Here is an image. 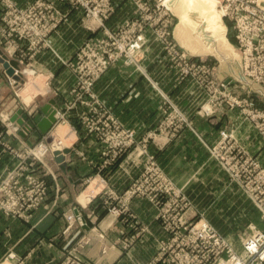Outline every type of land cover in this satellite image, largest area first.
<instances>
[{"label": "built area", "instance_id": "built-area-1", "mask_svg": "<svg viewBox=\"0 0 264 264\" xmlns=\"http://www.w3.org/2000/svg\"><path fill=\"white\" fill-rule=\"evenodd\" d=\"M128 1L133 6L132 14L115 27L108 24L116 15L115 0H36L27 9H19L9 1L3 5L8 10L0 22L7 24L5 30L18 44L21 53L13 52L11 55L18 54L21 59L26 57L23 51H31L35 56L39 50H52L48 40L50 33L56 35L72 13H83V22L90 36L77 48L72 58L64 60L57 56L61 65L71 73L74 85L68 92L69 98L63 108H55L53 146L41 142L25 143V148L34 147L41 156L26 154L21 159L18 155L20 162L0 178V212L9 219L28 221L33 212L47 201L49 186L45 177L48 164L45 159L49 160L54 152L67 148L61 137L60 126H68L69 133H78L77 128L67 121L68 114L72 113L77 116L84 135L94 138L98 145L100 162L95 166V174L87 177L85 182L90 184L95 180L101 191L106 189L110 192V200H102V206L127 228L140 223L139 220L133 223L128 218L132 217L130 204L133 199H146L155 207V221L160 223L166 234V238L158 242L161 255L155 262L264 264V105L253 95L258 93L264 97V0L217 2L222 20L231 24L236 40L233 48L240 57V67L246 82L229 81L215 64L192 57L179 45L175 38L176 19L166 5L167 0ZM42 8L51 13L50 24H47ZM32 34L38 38H32ZM15 38L19 41H15ZM152 45L159 47L162 58L175 71L177 84L192 83L202 91L200 111L206 117L215 118L224 110L238 113L240 117L236 127L221 129L217 142L207 145L212 159L252 203L263 224L262 228L250 225L251 234L241 240L239 248L218 232L203 215L199 221L192 219L197 214L195 206L151 153L150 145L156 134L160 133L166 142L171 143L186 127L191 128V121L186 114L176 109L170 97L157 88L163 98V117L157 130L149 131L140 140L138 130L125 129L94 91V86L106 72L119 62L144 73L140 62L142 56L145 59L144 55ZM13 83L10 79V84ZM171 108L178 111L170 115L168 111ZM174 119H179L181 125H174ZM241 127L255 132L262 139L261 147L253 152L245 146L238 135ZM30 131H27V135ZM136 148H141L144 156L143 167L122 192L110 189L107 170L116 165L129 149ZM53 181L55 197H58L61 187L54 170ZM88 202L90 204L92 200ZM89 217L79 208L64 214L65 226L61 235L64 239L62 251L65 264H80L75 251L83 242H88L81 235L83 229L88 228ZM141 231L147 233L149 227L145 225L141 228L134 236L136 240ZM99 238L104 239L102 235ZM118 244L121 247L120 241ZM127 246L124 244L123 250L129 248ZM106 250L107 246L103 247L102 253L105 254ZM7 258L13 259L11 254Z\"/></svg>", "mask_w": 264, "mask_h": 264}, {"label": "crops", "instance_id": "crops-1", "mask_svg": "<svg viewBox=\"0 0 264 264\" xmlns=\"http://www.w3.org/2000/svg\"><path fill=\"white\" fill-rule=\"evenodd\" d=\"M13 1L20 6H25L35 0ZM115 4L116 15L108 23L112 27L115 23L119 24L125 18L131 16L133 8L128 0H115ZM2 10L0 6V20L4 15ZM63 10H66V8ZM5 28H7L6 23L0 22V37ZM89 36L90 33L85 28L83 22V13H72L69 20L61 25L58 33L54 36L52 34L49 37L52 50H39L40 52L38 51L34 56V60L32 59L33 62H36L39 72L51 76V92L47 94L48 97L45 98L44 104L41 106H37L36 104L35 107L38 108L32 109L33 115L30 116V119L34 123L32 129L18 127L20 130L18 132L19 139L11 137V139L5 140L4 138L5 141L0 142V177L13 169H11L15 163L13 156L17 152L14 150L22 151L24 149L25 151L27 149L25 148V143L28 141L29 143L35 142V144L40 142L45 143L41 141L43 140V135L37 128L38 123L45 117L41 110L47 105H50L51 109L61 108L69 98L68 92L74 85L71 73L61 65L58 57L64 60L72 58L77 48ZM4 48L6 49L7 47L4 46ZM16 53L19 52L16 51ZM143 69L144 73L137 71L133 66H127L119 62L112 66L100 79L95 86V91L124 125L138 130L139 137L153 130L159 123L161 117L159 106L162 100L159 90L170 96L186 115L193 116L195 132L190 130L183 131L175 141L162 149L163 151L159 153V158L162 160V165L165 167L168 175L179 187L184 185V183L192 182L186 190V194L189 198L192 197L195 209L210 212L207 210L210 204L202 207L200 203V199L210 203L208 195H204L203 192L201 194L199 188L195 190L198 195H193L192 187L196 186L194 182L202 179V174H199V177L195 178L194 172L197 170H207L208 174L203 176L205 178L208 177L210 181L216 184L218 180L217 171L219 172L220 170L226 183H228L226 173L219 168L216 161L210 158L207 145H213L217 142L219 130L236 127L240 123V117L238 113L224 110L216 116L217 118L213 123L211 119L209 120L200 114H196V110L203 102L202 91L192 83L177 84L175 71L164 61L160 49L156 45H152L147 49L143 61ZM3 86L8 87L9 84L5 75V69L0 63V87ZM3 95L0 91V101L6 97ZM19 110L24 112L23 109ZM17 112H6L4 114L5 122L8 117H13ZM24 117L22 114L19 116L22 119ZM69 119L72 125H78V120L74 114L69 115ZM28 124H32L31 121L25 125ZM219 125L221 126L219 127ZM62 127L60 126V128ZM11 129L17 131V126H11ZM30 129L31 136H29L30 133L27 135V131ZM78 129L79 132L77 134L68 133L65 136L69 137L67 141L70 143L66 142L65 145L67 149L71 150V153L65 157V171L53 161V155L52 159H45L48 164V169L46 170L48 176L46 175L45 179L49 186V197L43 206L34 211L28 221L9 219L4 217L0 212V262L5 256L6 264H63L64 254L62 245L64 239L61 232L65 226L64 214L75 211V208H80L75 198L78 187L81 185V182H85L87 177L95 174V166L100 162L98 145L94 138L86 137L79 127ZM197 131L201 133L202 137ZM58 132L60 133V131ZM5 133H11V130L7 126ZM49 133L53 137V127ZM36 134H39V138ZM238 135L243 144L253 152L262 145V139L255 132L247 130L246 127L239 128ZM152 144L150 145V149L154 150V145ZM10 146L12 147L13 156L7 151ZM76 151L79 153H76ZM142 162L143 155L139 149H133L117 165L107 170L106 178L109 186L117 192H122L130 184ZM53 170L58 176V184L61 187L58 197H55L56 189L53 181ZM216 187L214 186V189ZM89 190L90 188H88L87 194ZM214 193H216V190ZM233 194H235L233 188L226 189V198H229L226 203L227 205L229 204V207H226V209L231 211H233L234 202L237 203L238 201L240 204L239 200H233ZM213 196L215 197V195ZM102 203L103 201L97 199L92 204L90 203L81 207L80 210L84 215H87L89 210L95 206L98 207L100 218L96 224L100 231L106 235L109 242L115 241L117 237L122 236L126 232L127 226L122 224L119 219L111 216L102 206ZM249 203L251 202L249 201ZM130 208L138 219L149 227V232L145 234L135 250H132V257L130 258L133 260L129 261L127 257L123 256L119 248L120 245L116 244L114 245L115 248H109V251L105 254L102 253V256L100 253L103 251V247L106 246V238L100 239L94 236L95 233L91 236L92 232L85 228L81 236L90 243L93 240L95 244L90 247V253L93 256L88 254L87 258L84 257L83 264H94L92 262L94 260L91 258H95V254L99 256L100 260H111V264H131V262L144 264L153 258L158 241L166 238V234L160 224L155 221L156 209L148 200L143 198L133 199ZM255 211L258 215V223L256 224L262 228L263 224L259 219V213L256 209ZM109 242L108 244L110 245ZM9 254L12 255L13 259L9 260L7 258Z\"/></svg>", "mask_w": 264, "mask_h": 264}, {"label": "rangeland", "instance_id": "rangeland-1", "mask_svg": "<svg viewBox=\"0 0 264 264\" xmlns=\"http://www.w3.org/2000/svg\"><path fill=\"white\" fill-rule=\"evenodd\" d=\"M8 1L10 3H12L15 7L19 8V9H27L36 0L33 1L32 3H30L29 5H25V6H20V5L16 4L13 0H8ZM8 1L7 0H0V6L3 9L2 10L3 14L4 13L6 14V11L8 10L7 8L5 9L3 5L4 4L6 5V3H8ZM42 11L44 12L46 20L48 21L47 24H50L51 23V19H50L49 16L51 15V13L48 11V9H45V8H42ZM4 15H3V17L6 16V15L5 16ZM174 19H176V24L178 26V24H180L179 17L178 16H176V17L174 16ZM224 23L229 28V29L227 28L228 29L227 30V34H226L227 39L234 46L236 40L234 38L233 30H232L231 27L228 26L229 22L227 20L224 21ZM113 26L114 27L117 26V23H115ZM3 31H4V36L5 37H9L8 34L5 32V29ZM229 33H230L231 36L229 35ZM52 34H53V32L50 33V36ZM199 34H196L194 32V34L191 35L192 37L188 36V37L184 38L185 39L184 42H181V41L177 40L176 33H175V38H176L177 42L179 43V45L185 51H187L192 57H196V58H199V59L201 58V59H204V60H208L209 62H212V64H215L218 68L221 69V73H223V75H226L225 72H224L225 70H223L224 68H226V64H224V62L222 61V60H224V61L227 60L226 54L219 55V54L216 53V51H209L208 52L209 54H213L215 56L207 55V53H202V52H205L207 50V48L203 47L201 44L198 43V42L203 40V39H201L202 36L199 35ZM5 37H3V36L0 37V50L8 57L9 60H15V61H17L20 64V70H17V71L19 72V75L22 77V81H17V82H19L20 84H23V85H21L22 88L21 87L20 88H17V87L12 88L10 85L8 87H5V86L0 87V91L4 94L3 96H6V97H4L3 100L0 101V142L5 141L6 139H11V137H13L14 139H19L20 138L18 136V132L20 131L19 128H18V123H17V125L11 124L10 120L5 122V120H4L5 119V115L4 114L6 112L12 111L13 113H16L19 109H23L24 112H22V115H24L27 118L26 121L23 123V125H25L27 122L30 123V121H31L32 126H33L34 123H33L32 119H30V116L33 115L32 114V112H33L32 109H35V108L37 109L38 108V107H35L36 104H37V106H41L42 104H44V102L46 100L45 98L48 97L47 94L49 92H51V87H50V78H51V76L45 75V74H43V73L38 71V67H37L36 62L32 61V59L34 57V54L31 51H23L22 53L25 54V56L28 57V58L25 57L24 59H21V57H19V55H21V53L19 52L18 44L13 41V43H10V45H9V43L6 40ZM213 37L215 38V36H213ZM231 37H232L233 40H230ZM32 38H35V37H32ZM48 40H49V38H48ZM15 41H19V39L15 38ZM182 43H184V44H182ZM209 45H211V44H209ZM4 46H6L7 48L5 49ZM213 47L215 49V46H213ZM222 47L225 48V46H222ZM229 49H230L229 52L235 57V54L233 53L232 48H229ZM16 51L19 52L18 53L19 55L18 54L11 55V53H13V52L16 53ZM29 53H31V54H29ZM197 53H201V54H197ZM140 55H142V53H140ZM144 57H145V55H144ZM219 58L222 59V60H220ZM143 61H144V58L142 56V60L140 62V65H142V67H143ZM234 61H236V59L235 60H231V61H227V62H229L227 65L233 67L232 62H234ZM135 69L138 70L136 67H135ZM27 70H30L29 72H31V73H26ZM5 75H6V77H8L6 72H5ZM7 80H8V78H7ZM28 86H30V87H28ZM95 86H94V91H95ZM95 93H96V91H95ZM253 95L255 96V98H257L259 100L258 101L259 103L264 105V97L263 96L259 95L258 93H253ZM168 97H170V96H168ZM161 98H162V96H161ZM169 99H171V97ZM172 102H173L172 104L174 105V107L176 109L181 110V108L178 106L177 103H175L173 100H172ZM162 103H163V98H162L161 104L159 106V111H160L161 117H160L158 125L153 129V131L157 130V128L159 127V125L161 123L162 117H163L162 116V112H161ZM64 104H63V106H64ZM63 106L61 108H63ZM200 106L196 110V114H198V115L200 114V115H202V117L207 118L209 120L211 119V121H213V123H214V121H215V119L217 117H215V118L206 117L205 114L202 111H200ZM107 107H109V106H107ZM176 111H178V110L174 111V109L171 108V109H169L168 114L174 115L176 113ZM112 113H113V111H112ZM71 114L72 113H70V115ZM114 116H115V114H114ZM186 116L191 121V128L186 127L185 130H190V131H194L195 132L194 124H193V116L192 115H186ZM76 119L78 120L77 116H76ZM218 119L220 120V118H218ZM67 121H68L69 124H71L70 119H69V114L67 116ZM119 122L125 129H134L133 127H128V126L124 125V123L121 122L120 120H119ZM172 122H173L174 125H177V126L181 125L180 122H179V119H174ZM5 125L11 130L10 134L5 133V129H6ZM14 125L17 126V131H13L11 129V126H14ZM73 126L76 127L78 132H79L78 127L79 126L81 127L80 123L78 122V125L76 124V125H73ZM220 126L221 125H219V127ZM68 128H69L68 126H63L62 128H59V130H61V132L65 129L62 132V134H61V137L63 139V142H65V144H66V142L68 144H70L69 141H67L69 139V137H65L69 133L68 132L69 131ZM185 130H183V131H185ZM219 132H220V130H219ZM198 134L202 137L201 133L198 132ZM137 135H139V134H137ZM170 135H171V133H170ZM29 136H31V131H30ZM146 136H147V133L144 136H142V137L138 136V139L142 140ZM4 138H5V140H4ZM41 141H44L45 143H48L50 141L51 143L49 142L48 144H52V146H53V137L50 135V133H48L47 135H44L43 136V140H41ZM169 142H166V139L164 138V136L163 135L160 136V133H158V134H156V137L154 138V142L152 144V145H154V150L153 149L151 150V153L155 156L157 162L159 163V166L163 169V171L167 175H168V173L166 172L165 167H163V165H162V160L159 158V153L161 151H163L162 149L165 148L169 144ZM157 145L162 147V148H158ZM11 149H12V147L10 146V148H8L7 151L10 153L11 156H13ZM65 149H67V148H65ZM136 149H139L140 153L142 154L141 148H136ZM132 150L129 149L122 156V158L125 157L126 155H128ZM14 151H17V153H25L24 155H26L28 153H33L34 156H37V155L40 156V153L35 148H27L25 151H24V149L22 151L21 150H14ZM17 156L18 155L13 156V158L15 159L14 160L15 163L13 164L11 169L14 168L20 162V159H18ZM19 156L21 157V159L23 158L22 154L19 155ZM143 158H144V156H143ZM210 158L212 159L211 155H210ZM143 162H144V160H143ZM143 162L141 163L142 165L140 166L138 171H140L141 167H143ZM114 166H112V167H114ZM219 168L221 169L220 166H219ZM201 169H204V168H201ZM207 169H208V167H207ZM138 171L136 173H138ZM194 173H195V178L199 177V174H202V179L197 180L196 182H194V184H196V186L192 187L193 195L194 196L198 195V194H196L197 191H195L198 188L201 190V194H202V192H203L204 195L207 194L209 199H210V203H208L207 201H205L203 199H200V203H201L202 207L205 206V205H209L210 204V206L207 209L210 212L205 211V210H203V211L196 210L197 214H195L192 217V219L194 221H199V220H201L200 218L203 215V217L205 219H207L216 228V230L218 232H220L223 236L227 237V239L229 238V241L232 244H234L235 247L239 248L241 240L243 238H246L249 234H251V230H250L249 226L253 225V224L257 225L256 223H258V215H257L254 207L243 196L244 194L242 193L240 188H238L236 185H234V184H232L230 182L229 178H227L228 179V183H226V180H225V178H224V176H223V174H222V172L220 170H219V172L217 171V175H218L217 179L218 180L216 181V184L213 181H210L208 177L205 178L203 176V175L208 174L207 170H205V171L204 170H201V171L197 170ZM6 174H7V172L4 175H6ZM94 177L95 176H93V178ZM207 180H209V181L206 182ZM90 184L87 183V182H81V185L78 187L77 196L75 198L77 199V204H78V207H80V208L83 207V206H86L87 203H89L88 201H91V200H92L91 204L97 199H99L101 201L102 200H104V201L110 200V192L107 191L106 189L101 191V187L98 185L97 181H95L92 185H90ZM191 184H192V182L186 183V184L184 183V185H181L180 188L183 190V192L186 193V190L190 187ZM229 185H230V187H229ZM108 186H109V184H108ZM214 186H217L216 189H214ZM226 186H227L228 189L233 188V192L235 193V194H233L234 195V197H233L234 199L233 200L234 201L235 200H239L240 201V204H239L238 201H237V203L234 202L233 211H231L229 209H226V207L227 208L229 207V204L228 205L226 204L228 202L227 199H229V198H226V189H227ZM88 188H90V190H89V193L87 194ZM109 188L112 189L110 186H109ZM215 190H216V193H214ZM213 195H215V197ZM88 196H91V197H88ZM216 197H217V199H216ZM189 199L193 203L192 197H190ZM209 199H207V200H209ZM242 203H243V206H242ZM236 204H237V207H236ZM226 210H228V212H226ZM108 213L111 216L114 217V215L112 213H110V212H108ZM88 214L90 215V217H89L90 219L87 220V224H88L87 227L91 231L95 230V232H92L91 236H93V233H95L94 236L99 237L100 235H102V236L104 235L103 237L106 238V235L103 232L100 231L98 225L96 224L97 221L100 218V214L98 213V207L95 206L93 209L89 210V213H87V215ZM131 214H132V217H128V218L132 219L133 223L136 220H139L138 217L132 211H131ZM94 217H96V219H94ZM114 218H116V217H114ZM143 227H145V225H144V223H142L140 221L138 226L131 227V228L128 227L126 232L122 234L123 237H121V236L117 237V239L115 241H110V242L106 238L105 239L106 240V246H107L106 252L109 251L108 250L109 248H115L114 247L115 244L119 246L118 241H120L121 247L119 246V248L121 250V254L123 256L127 257V259L129 261L133 260V259L130 258V257H132V252H133L132 250H135L137 245L140 244V242L142 241V239L145 236V234L148 233V232L144 233V232L141 231V234H140L141 237L139 236L140 239L139 238L137 240L135 239L136 233ZM161 228H162V226H161ZM163 231H164V229H163ZM162 240H164V239H160L158 242H160ZM108 242L110 243V245L108 244ZM89 243H90L89 241L86 242V243L83 242L79 247L76 246L78 248L75 251V255H76V257H79L80 264H83V258L84 257L87 258L88 254H90V256H93L90 253V247H92L95 244V242L93 243V240H92L90 245H89ZM124 244H126V246L128 245L127 247H129V248L123 250L122 246H124ZM101 251H102V249H101ZM97 253H98V250H97ZM100 254L102 255V252ZM160 255H161V250H160L159 246L157 245L156 253L153 256V258L150 261H148V262H146L144 264H164L162 262H159V263L155 262L156 261L155 259L157 257H160ZM94 257L95 258H93V257L91 258V259L94 260V261H92L94 264H111V260H107V261H104L103 259L100 260L99 256L96 255V254L94 255ZM5 258L6 257L4 256V258L2 259L0 264H6V259ZM64 259H65V255H64ZM63 264H65V260H63ZM131 264H137V263L131 262Z\"/></svg>", "mask_w": 264, "mask_h": 264}, {"label": "bare ground", "instance_id": "bare-ground-1", "mask_svg": "<svg viewBox=\"0 0 264 264\" xmlns=\"http://www.w3.org/2000/svg\"><path fill=\"white\" fill-rule=\"evenodd\" d=\"M171 2H172V0H167L166 5L168 7H170V5L171 6L174 5V11L180 19V24H178L177 29H176L177 40L184 42V40H185L184 38L193 35L194 32L196 34L200 33L199 35L202 36L201 39H203V40L198 42V43L201 44L203 47L207 48V50L205 52H202V53H207V55H212V56H215V55L209 54L208 53L209 51H216V53L219 55L226 54L227 60L224 61V60L219 58L220 60H222L224 62V64H226V68H224L223 70H228L232 74L238 75L237 77H239L240 75L238 72L240 70V60H239L240 57H238L239 55L237 56V54L235 53L236 51H234L233 45L227 39V36H226L227 28H226L224 21L222 20V12H221L220 6L217 3L218 0H177V1L175 0V2L173 4H171ZM5 32L7 33L6 30H5ZM2 36L5 37L4 31H3ZM31 36L38 38L33 34ZM41 36L42 35H40V37ZM213 36H215V38ZM5 38L8 41L9 45H10V43H13V40L11 37H5ZM182 44H184V43H182ZM209 44H211V45H209ZM212 45L215 46L216 50L214 49V47ZM222 46H225V48H223ZM227 46L229 48H232V51L235 54V57L229 52L230 49ZM197 54H201V53H197ZM1 57H2V55H1ZM235 59H236V61L232 62L233 67L227 65L229 63L227 61H231V60H235ZM5 61L9 62V61H15V60H9L7 57V59ZM0 63L3 65V62H0ZM17 70L18 69L14 68V76L16 75V76L20 77L19 72ZM29 71L30 70H27L26 73H31ZM5 72H6V69H5ZM6 74H7V72H6ZM7 76H8L7 77L8 83L12 88H15V87H17V88L21 87L22 88L21 85H23V84H20L19 82H17V81H22V77H20L19 80H16L14 78V76H13V78H11L12 76H9L8 74H7ZM240 78H242V77L240 76ZM10 79H12L14 81V83L12 85L10 84ZM241 80H244V79H241ZM245 81H247V80L245 79ZM28 87H30V86H28ZM11 119H12V117H10V118L8 117L6 121L10 120V123L15 124V125H17V123H18V127L21 126V127L31 128V129L33 128L32 124L23 125V123L26 121L25 117L23 119L18 117L15 122H12ZM52 127H51V129H52ZM49 131L45 135H47L49 133ZM37 137L39 138V134L37 135ZM21 154L24 155L25 153L15 152V155H21ZM28 154L33 155V153H28ZM94 182H95V180L92 181L91 185ZM89 197H91V196H89Z\"/></svg>", "mask_w": 264, "mask_h": 264}, {"label": "water", "instance_id": "water-1", "mask_svg": "<svg viewBox=\"0 0 264 264\" xmlns=\"http://www.w3.org/2000/svg\"><path fill=\"white\" fill-rule=\"evenodd\" d=\"M177 1V0H176ZM175 2V0H172L171 4H173ZM171 13L176 17V13L174 11V5L169 7ZM177 29V28H176ZM176 33V30H175ZM2 55V57H1ZM7 59V56L0 50V62H3V66L6 69V72L9 76H14V68L20 70V64L17 61H5ZM226 76L228 77V80L232 82V80H238V81H245V77L241 71V67L239 70V75L242 77L240 78L237 77L238 75L232 74L231 72H229L228 70L224 71ZM21 77V76H20ZM19 76H14V78L16 80L20 79ZM244 79V80H241ZM246 82V81H245ZM44 114V118L38 123L37 128L40 131L41 134L45 135L50 129L51 127L55 124L56 122V109H51V107L49 105H47L46 107L42 108L41 110ZM22 114L21 110H18L17 114L14 115L11 119L12 122H15L16 119ZM69 153H71L70 149H64L63 151H56L54 152V160L55 162L65 171V157L66 155H68ZM88 229V228H86Z\"/></svg>", "mask_w": 264, "mask_h": 264}, {"label": "trees", "instance_id": "trees-1", "mask_svg": "<svg viewBox=\"0 0 264 264\" xmlns=\"http://www.w3.org/2000/svg\"><path fill=\"white\" fill-rule=\"evenodd\" d=\"M228 26H229V27H231V24H230V23H228ZM229 35H230V33H229ZM230 36H231V35H230ZM230 40H233V39H232V37L230 38Z\"/></svg>", "mask_w": 264, "mask_h": 264}]
</instances>
